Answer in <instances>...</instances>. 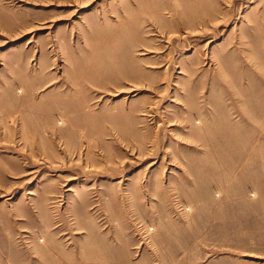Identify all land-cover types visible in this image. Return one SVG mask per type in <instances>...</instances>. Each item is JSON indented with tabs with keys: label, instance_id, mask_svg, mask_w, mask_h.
Instances as JSON below:
<instances>
[{
	"label": "rangeland",
	"instance_id": "rangeland-1",
	"mask_svg": "<svg viewBox=\"0 0 264 264\" xmlns=\"http://www.w3.org/2000/svg\"><path fill=\"white\" fill-rule=\"evenodd\" d=\"M0 264H264V0H0Z\"/></svg>",
	"mask_w": 264,
	"mask_h": 264
},
{
	"label": "bare ground",
	"instance_id": "bare-ground-1",
	"mask_svg": "<svg viewBox=\"0 0 264 264\" xmlns=\"http://www.w3.org/2000/svg\"><path fill=\"white\" fill-rule=\"evenodd\" d=\"M28 194H31V193H28Z\"/></svg>",
	"mask_w": 264,
	"mask_h": 264
}]
</instances>
